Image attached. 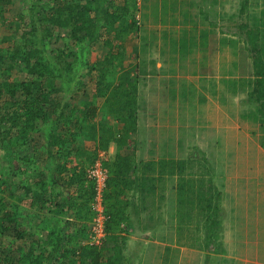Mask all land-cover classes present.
<instances>
[{
	"label": "trees",
	"instance_id": "16d2710c",
	"mask_svg": "<svg viewBox=\"0 0 264 264\" xmlns=\"http://www.w3.org/2000/svg\"><path fill=\"white\" fill-rule=\"evenodd\" d=\"M11 3L12 0H0V14L4 6ZM30 10L36 16L31 27L41 30L42 40L55 36L56 61L53 63L44 56L37 41L23 32L20 41L0 52V149L10 159L8 170L0 179L1 191L6 185L9 196L17 201L30 197L31 202L39 203L41 210L73 214L77 221L90 222L93 217L90 202L96 192L94 181L87 178V168L96 160L98 151L107 150L111 142H115L118 148L128 144L137 127V84L132 76V67L124 65L127 56L111 46L94 62L90 59L84 62L88 69L96 73L92 98L83 108L74 102L58 109L52 96L57 90L56 81L58 78L69 79L77 62V51L68 46L64 36L56 30L68 29L76 46L89 47L87 54H90V48L103 36H117L124 40L137 30V0H42V3L34 1ZM98 12L103 14L97 15ZM240 29L246 31L251 49L255 50L254 92L264 98V50L259 48V42L264 45V39H260V31L264 33V28L243 24ZM68 53L74 56L72 61L67 59ZM7 60L16 62L28 78L12 81L11 68L5 65ZM248 80L249 77H241L242 85ZM75 85L77 90H81L85 84L79 78ZM16 91L21 93L22 98L12 103L1 102L5 92L12 96ZM98 98L102 99L100 105ZM100 112L101 117L97 119ZM39 122L44 125L39 127ZM78 137L94 141V148L89 150L73 145ZM40 141L44 151L38 150ZM40 157L51 164L49 178L44 174L45 167L42 169L39 166ZM71 159L76 161L75 164L69 163ZM133 163L130 152L117 153L113 159L103 162L108 169L104 205L107 241L111 245L102 248L92 245L82 249L75 247L77 237L70 233L73 222L67 220L61 228L57 224L48 227L49 234L56 235L57 243L47 254L38 251L35 241L29 244L28 249L16 247L18 252L21 251L18 264H54L66 258L68 264H84L86 258L82 250L93 253L90 264H124L123 246L127 237L122 223L126 224L128 216L119 197L124 193L122 187H131L135 182L128 181ZM148 165L152 170L153 162ZM201 166L200 170L196 169L190 157L161 159L159 173L165 170L177 178V245L207 249L212 244L215 252H222V192L213 183L207 159ZM73 186L75 196L71 197L69 189ZM56 187L60 190L56 191ZM19 190L23 193H17ZM7 205L2 192L0 233L10 228L5 223L16 222L18 204L12 201L9 209ZM78 232L82 236L88 234L85 227L79 228ZM178 252V247H167L162 264H176ZM9 262L15 264V259L11 257Z\"/></svg>",
	"mask_w": 264,
	"mask_h": 264
},
{
	"label": "crops",
	"instance_id": "0c3cea01",
	"mask_svg": "<svg viewBox=\"0 0 264 264\" xmlns=\"http://www.w3.org/2000/svg\"><path fill=\"white\" fill-rule=\"evenodd\" d=\"M257 2L137 0V30L113 37L136 80L137 127L125 147L110 143L107 159L133 154L128 181L135 182L119 199L139 264L148 251L150 264H162L167 247L179 248L176 264H264V98L235 74L254 69L239 27L264 28V0ZM195 148L212 164L222 192V252L176 243L177 178L159 173V160L185 158Z\"/></svg>",
	"mask_w": 264,
	"mask_h": 264
},
{
	"label": "rangeland",
	"instance_id": "374dc122",
	"mask_svg": "<svg viewBox=\"0 0 264 264\" xmlns=\"http://www.w3.org/2000/svg\"><path fill=\"white\" fill-rule=\"evenodd\" d=\"M34 1L42 3V0H12L11 4H7L4 6V11L0 14V52H2L5 49H9L12 47L15 43L21 40L22 32L27 37L34 38L37 41L38 47L42 49V54L46 56L50 61H53V63L56 61V42H55V36L51 37L47 41H43L41 37V30L34 29L31 27V23L36 21V16L33 13V11L30 10V7L32 4H34ZM70 1V0H69ZM81 2H84L86 0H79ZM116 2L119 0H115ZM253 5L257 4V7H259V2L256 3V0H252ZM261 6H264L263 2L261 3ZM94 14V13H92ZM97 15H102V12L96 13ZM22 15V18L20 16ZM254 20V18H253ZM240 25V24H239ZM241 28V25L239 29ZM229 29L236 32L238 31V25L237 27L233 28V25L229 26ZM227 27V30H229ZM241 32V29L239 30ZM57 33L64 36L68 46L73 47L77 51V62L75 63L74 71L70 74L69 79H61L58 78L56 81L57 90L53 92L52 96L54 97V102L58 105V109L63 108V106L67 103L72 105L74 102L79 105V107L83 108V106L86 104L87 101H89L92 98V95L94 93V82L96 79V73L86 67L84 62L87 59H90V61L94 62L97 58H100L106 50L114 46L117 49H120L123 43L117 42L116 45L114 42L113 36L105 37L99 39L91 48H90V54H87L89 47H81L76 46L74 40L70 36L68 29H58L56 30ZM252 57L254 60L255 57V50L252 52ZM67 59L69 61H72L74 56L70 55L69 53L66 55ZM250 57V56H249ZM242 58V57H241ZM243 61V59H242ZM5 65H8L11 68V76L10 79L12 81L15 80H25L28 78L26 73L19 69L16 62L7 60ZM125 65V63H124ZM255 68L253 71L250 72H237L235 73L237 75V79H241V77H249V79L253 82V93L252 95H257L254 92V81L256 79V76L254 75ZM79 78H82V81L84 82V87L81 88V90H77L75 87V81ZM250 80L244 82V85H251ZM22 98V95L20 92H17L13 94L12 96L9 95L8 92H5L1 102L5 103V101H8V103H12L15 100H18ZM98 104H101L102 99L98 98ZM10 106V104H8ZM78 107V106H77ZM10 109V107H7V109ZM68 109V108H67ZM101 112L98 114L97 119H100ZM109 119V118H108ZM113 122L112 120H110ZM44 124L42 122H39V127H42ZM87 139L78 137L76 139V142L73 144L75 146L79 147H88L90 143L93 145L92 140H87L89 143H86ZM85 141V142H84ZM131 138L128 141V144L131 142ZM95 146V143H94ZM92 147V146H90ZM43 149V150H41ZM43 142L40 141L38 144V150L44 151ZM101 152L104 150H100ZM98 151V154L99 152ZM106 151V157L109 158V148ZM100 152V153H101ZM204 153V152H203ZM201 153V150L195 148L192 149L188 154L187 157H190L194 160V165L196 169H201L202 164L204 163V160L208 158L206 157L205 153ZM44 155V152L42 153ZM15 155V154H14ZM17 156V155H16ZM14 156V157H16ZM98 157V156H97ZM9 157L4 154L3 150L0 149V179L3 174H5L8 170ZM39 166L44 168V174L49 178L50 175V168L51 165L50 162H46L44 157H40ZM109 160V159H108ZM71 162H69L71 165L75 164V160L71 159ZM211 162V161H210ZM210 170L213 174V166L211 163H209ZM88 169V168H87ZM43 174V175H44ZM67 175V174H66ZM214 175V174H213ZM32 181V179H31ZM2 185L0 184V193L4 192L5 200L7 202L8 209L10 208V203L14 201L18 204L17 212L15 213L16 222L10 224L9 222L5 223L9 229L4 230V232L0 233V264H10L9 260L11 257L15 259V264H18V260L20 257V252L16 250V247L23 246L25 249H28L29 244L32 241H35L37 243L38 251H43L45 254L48 253V251L51 250V248L54 246V244L57 243V237L56 235L49 234L48 227L53 225H58L59 228L64 226V223L67 220H70L73 222L72 228H71V235H76V244L75 247H79L82 249V247L89 245L86 241H88V234L85 233L84 236L79 234V228L85 227V230L88 231L90 222H81L77 221L75 218H73V214H55V212L50 210H41L39 203L31 202V198L24 199L21 201H17L12 196H9V193L7 191V186H4V191H1ZM75 186H73L71 189H69L70 193L72 192L71 197L75 196ZM3 190V189H2ZM55 190H60V187H56ZM50 191V189H48ZM17 193H23L22 190H19ZM63 197V196H62ZM222 200V197H221ZM92 202V201H91ZM90 202V204H91ZM224 215V214H223ZM224 217V216H223ZM47 219V220H46ZM57 220V221H56ZM130 224L122 223V228L126 229V242L123 246V254L125 256L124 264H139L140 262V255L141 251L135 247L132 246V244L129 242L130 239V233L131 228L129 227ZM176 234V231H175ZM107 239L103 243V245L99 246L98 248H102L104 246L111 245V242H108ZM12 247V248H11ZM11 248V251L9 250ZM211 251H214V245L210 244L209 247ZM207 248V249H208ZM82 254L86 258V261L84 264H90L91 259L93 256V253L90 250L83 251ZM150 258H152L151 253L148 251V253L145 254V264H150ZM178 258V257H177ZM177 262L179 263V259H177ZM54 264H68L67 258L57 262L55 261ZM120 264V263H118ZM143 264V263H142Z\"/></svg>",
	"mask_w": 264,
	"mask_h": 264
},
{
	"label": "built area",
	"instance_id": "2783aa9c",
	"mask_svg": "<svg viewBox=\"0 0 264 264\" xmlns=\"http://www.w3.org/2000/svg\"><path fill=\"white\" fill-rule=\"evenodd\" d=\"M101 152V151H100ZM99 152L98 157L87 169V178L95 183V196L90 204L93 217L88 230L87 244L99 247L107 239V215L104 205V190L108 178V169L103 162L107 160L106 151Z\"/></svg>",
	"mask_w": 264,
	"mask_h": 264
}]
</instances>
